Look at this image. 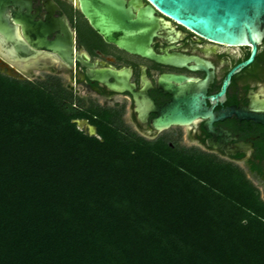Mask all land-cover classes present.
Masks as SVG:
<instances>
[{
    "label": "trees",
    "instance_id": "trees-1",
    "mask_svg": "<svg viewBox=\"0 0 264 264\" xmlns=\"http://www.w3.org/2000/svg\"><path fill=\"white\" fill-rule=\"evenodd\" d=\"M0 72V264H264V201L235 166Z\"/></svg>",
    "mask_w": 264,
    "mask_h": 264
},
{
    "label": "flooded vegetation",
    "instance_id": "flooded-vegetation-1",
    "mask_svg": "<svg viewBox=\"0 0 264 264\" xmlns=\"http://www.w3.org/2000/svg\"><path fill=\"white\" fill-rule=\"evenodd\" d=\"M23 1L9 6L13 28L0 33V51L24 66L34 59V67L53 73L32 82L50 87L79 129L99 135V122L105 121L127 135L162 138L182 150L206 153L240 169L264 201V38L254 59L239 66L250 56L251 44L206 37L151 3L162 17L151 44L156 59L108 41L82 13L79 0ZM147 3L132 8L137 12ZM12 9L20 11L17 20ZM26 19L38 23L51 48L42 46L38 33L29 41ZM44 54L50 56L46 61ZM168 72L185 75L172 81L176 99L159 80ZM174 103L191 119L155 127L152 119Z\"/></svg>",
    "mask_w": 264,
    "mask_h": 264
},
{
    "label": "water",
    "instance_id": "water-1",
    "mask_svg": "<svg viewBox=\"0 0 264 264\" xmlns=\"http://www.w3.org/2000/svg\"><path fill=\"white\" fill-rule=\"evenodd\" d=\"M148 1L150 3L141 6L137 12L133 10L132 3L141 4L142 0H132L128 3L126 0H79V4L82 13L89 19L91 25L108 41L156 59L158 56L154 53L151 44L162 17L155 13L152 4L168 16L206 37L229 44H251L250 56L239 66L246 65L254 59L257 44L264 38V0ZM10 5L22 6L24 1L0 0V33H6L13 28V23L7 13ZM19 14V10L12 9L14 20L18 19ZM37 25L38 23L32 19H26V37L33 42L34 35L38 33L37 39L42 40V46L51 48L48 45L49 41L43 37ZM0 40H2L1 35ZM184 78L183 74L168 72L163 73L159 80L174 92L176 99L177 90L172 81ZM190 119L191 117L181 114L174 103L154 117L152 123L155 127L161 128L173 123L187 122Z\"/></svg>",
    "mask_w": 264,
    "mask_h": 264
},
{
    "label": "rangeland",
    "instance_id": "rangeland-1",
    "mask_svg": "<svg viewBox=\"0 0 264 264\" xmlns=\"http://www.w3.org/2000/svg\"><path fill=\"white\" fill-rule=\"evenodd\" d=\"M26 69L27 70H22L21 65L15 61L13 58L8 57L6 55H4L3 53H1L0 51V72L11 76V77H15L18 79H22V80H29V81H34V80H44L47 79V77L51 73L47 68L43 67L42 65H37L36 67H28V65H26ZM62 79V78H61ZM63 83L64 84H68V81L66 79L63 78ZM172 141H175V137L174 136H168Z\"/></svg>",
    "mask_w": 264,
    "mask_h": 264
},
{
    "label": "bare ground",
    "instance_id": "bare-ground-1",
    "mask_svg": "<svg viewBox=\"0 0 264 264\" xmlns=\"http://www.w3.org/2000/svg\"><path fill=\"white\" fill-rule=\"evenodd\" d=\"M0 46H1V44H0ZM6 52H7L9 55H12V56L16 57L15 54H14L13 52H11V51H6ZM42 58H43L44 61H46V59H47V58H50V56H49L48 54H44V55L42 56ZM29 62H30L31 65H29L28 67H33V66H35V60H34V59H31ZM20 64L22 65V62H21V61H20ZM21 67H22V68H21L22 70H27V69H26V68H27L26 66L22 65Z\"/></svg>",
    "mask_w": 264,
    "mask_h": 264
}]
</instances>
